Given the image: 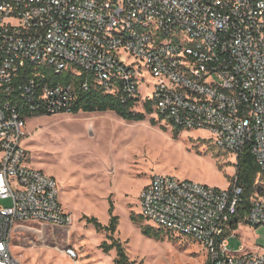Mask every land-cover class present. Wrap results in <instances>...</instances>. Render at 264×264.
<instances>
[{
	"label": "built area",
	"instance_id": "1",
	"mask_svg": "<svg viewBox=\"0 0 264 264\" xmlns=\"http://www.w3.org/2000/svg\"><path fill=\"white\" fill-rule=\"evenodd\" d=\"M83 74L122 103L148 105L175 129L207 132L235 156L246 147L258 168L245 198L235 176L217 189L172 176L143 187V219L206 252L208 264H264V250L236 253L240 221L264 227V0H0V264L16 223L68 226L56 180L26 164L21 146L33 115L69 112ZM149 72V83L143 72ZM65 254L75 259V252Z\"/></svg>",
	"mask_w": 264,
	"mask_h": 264
},
{
	"label": "rangeland",
	"instance_id": "2",
	"mask_svg": "<svg viewBox=\"0 0 264 264\" xmlns=\"http://www.w3.org/2000/svg\"><path fill=\"white\" fill-rule=\"evenodd\" d=\"M142 75L152 81L149 72ZM134 111L144 114V120L128 122L110 111L27 118L21 140L26 164L56 180L72 221L63 227L16 223L11 253L21 264H114L115 249L104 253L100 248L103 242L111 243L110 236L131 264H207L206 252L192 240L165 232L158 239L145 236L142 227L158 228L141 217L138 196L161 175L226 189L236 158L214 146L205 131H175L154 111L146 113L139 106ZM9 205V200H0V206ZM111 217L117 218L113 235L87 222L95 218L108 227ZM234 234L229 252L264 250V227L240 221ZM66 249L76 258L70 259Z\"/></svg>",
	"mask_w": 264,
	"mask_h": 264
},
{
	"label": "trees",
	"instance_id": "3",
	"mask_svg": "<svg viewBox=\"0 0 264 264\" xmlns=\"http://www.w3.org/2000/svg\"><path fill=\"white\" fill-rule=\"evenodd\" d=\"M40 72L45 75L46 81L52 85L56 84H73L76 89V99L70 108V113L77 114L79 112L91 113V112H113L119 118L128 122L143 121L145 115L135 112L133 110L134 103L132 101L122 103L118 96L106 94L98 89H95L89 81L88 90L78 89L81 83L85 80V76H74L68 72L61 73L60 75H53L49 70L41 69ZM146 113H150L151 109L148 105H145ZM40 116V115H33ZM30 116V117H33ZM175 131H179L176 129ZM235 166V178L238 186L243 188L245 198H248L253 192V185L258 173V168L252 155L249 152V147H246L241 155L236 160ZM110 203V209L108 213L112 212V205ZM88 223L94 225L96 231H105L110 235H113L116 230L117 218L111 217L108 227H102L95 218H88ZM142 233L150 238L158 239L161 235H164V231L156 230L149 227H142ZM111 240L110 244L103 242L100 248L104 253L109 252L112 249L116 251V257L114 264H131L121 244L108 237ZM208 264V262H207Z\"/></svg>",
	"mask_w": 264,
	"mask_h": 264
},
{
	"label": "crops",
	"instance_id": "4",
	"mask_svg": "<svg viewBox=\"0 0 264 264\" xmlns=\"http://www.w3.org/2000/svg\"><path fill=\"white\" fill-rule=\"evenodd\" d=\"M52 177V176H51ZM59 185V184H58ZM59 188H60V186H59Z\"/></svg>",
	"mask_w": 264,
	"mask_h": 264
}]
</instances>
